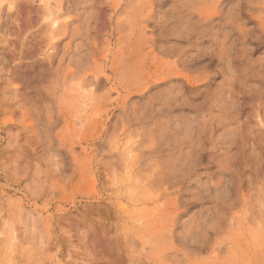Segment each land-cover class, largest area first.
Returning a JSON list of instances; mask_svg holds the SVG:
<instances>
[{
	"label": "rangeland",
	"instance_id": "rangeland-1",
	"mask_svg": "<svg viewBox=\"0 0 264 264\" xmlns=\"http://www.w3.org/2000/svg\"><path fill=\"white\" fill-rule=\"evenodd\" d=\"M0 264H264V0H0Z\"/></svg>",
	"mask_w": 264,
	"mask_h": 264
}]
</instances>
